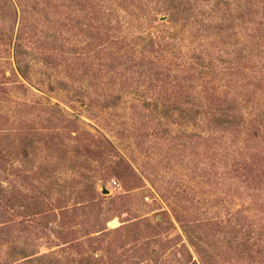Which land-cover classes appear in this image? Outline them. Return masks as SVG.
<instances>
[{
    "label": "rangeland",
    "instance_id": "374dc122",
    "mask_svg": "<svg viewBox=\"0 0 264 264\" xmlns=\"http://www.w3.org/2000/svg\"><path fill=\"white\" fill-rule=\"evenodd\" d=\"M0 264H264V0H0Z\"/></svg>",
    "mask_w": 264,
    "mask_h": 264
},
{
    "label": "water",
    "instance_id": "95a60500",
    "mask_svg": "<svg viewBox=\"0 0 264 264\" xmlns=\"http://www.w3.org/2000/svg\"><path fill=\"white\" fill-rule=\"evenodd\" d=\"M103 191H104V192H107V189H106V188H103Z\"/></svg>",
    "mask_w": 264,
    "mask_h": 264
}]
</instances>
